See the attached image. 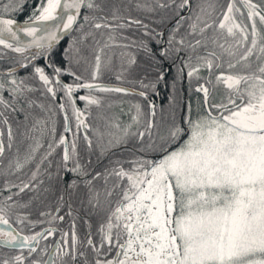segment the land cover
<instances>
[{
    "label": "snow or ice",
    "instance_id": "1",
    "mask_svg": "<svg viewBox=\"0 0 264 264\" xmlns=\"http://www.w3.org/2000/svg\"><path fill=\"white\" fill-rule=\"evenodd\" d=\"M135 8L148 15L133 16L117 0H40L21 23L13 18L21 0L0 3V249L8 250L0 264H264V0H137ZM169 12L165 37L159 26ZM131 28L140 35H123ZM87 37L94 56L86 78L75 65L88 63ZM114 46L127 65L121 72L142 66L137 87L99 82ZM161 85L164 105L152 99ZM96 93L140 99L119 115L98 113L101 130L87 119L104 108ZM7 112L24 114L23 151H12ZM66 172L74 179L63 180ZM61 182L81 186L83 216ZM38 200L48 203L34 218Z\"/></svg>",
    "mask_w": 264,
    "mask_h": 264
},
{
    "label": "trees",
    "instance_id": "2",
    "mask_svg": "<svg viewBox=\"0 0 264 264\" xmlns=\"http://www.w3.org/2000/svg\"><path fill=\"white\" fill-rule=\"evenodd\" d=\"M4 0H0V3H3ZM40 0H21V3L23 4V11L17 13L13 18H15L17 21L22 22L24 20V18L30 14L31 10L35 7V5L37 3H39ZM117 2L121 3L122 5H127V11L128 13H130L133 16H140V17H146L148 14L143 13V12H139L136 10L135 8V4L137 2V0H117ZM192 2L195 4L197 2V0H192ZM186 11V10H185ZM183 11L181 12V15H183ZM168 19L165 21V24L160 25L159 27L164 29L165 32V37L167 36V26L171 25L174 22V17L172 15V13H167ZM106 32V30H105ZM133 34H135L136 36H139V32L135 29V28H131V29H126L123 30V35H127V36H132ZM73 35H78L77 33H73ZM96 35V39L101 40V42H103V37L101 36L99 31H96L95 33ZM116 39L118 41L122 40V36H121V31L118 30L116 33ZM67 38L62 42L66 44ZM93 45H94V41L92 39V37H87L85 42L81 45V51L82 54L87 58L88 63L86 62H81L78 65H75L76 70L78 72H80L84 77H88L89 76V63L92 62L93 56H94V51H93ZM153 47H155V45L153 44ZM122 49L119 47H112L110 49H106L105 53H106V58L107 56L111 57V62L108 65V67L103 68L102 69V74L100 79H102L105 83H110V84H119L125 87H137L138 85L134 82H132L134 79L139 78V76L143 75V71H142V66L141 67H135V68H131L129 69V71L127 72H121L122 67H127V65H122L121 63V58H120V53H121ZM60 53H62V48H57L56 49V55H54L53 59H56L58 62L59 60L62 59V55H60ZM6 65H4L2 62H0V68L4 67ZM168 65L165 64V68H167ZM120 73L123 75L124 79L122 80H116V74ZM21 75H23V72L20 73ZM160 92L161 94L159 96H154L152 97V99H154L156 101V103L158 105H164L167 103V95L168 92L166 89L163 88V86L161 85L160 88ZM183 92H184V97L185 100H187L188 98V83L187 80L185 79L184 84H183ZM97 95H103V94H109V93H96ZM117 94V93H115ZM118 94H122V93H118ZM5 95H7V93H5ZM124 95V94H123ZM35 98L37 100L43 101L44 103H48L47 98L46 97H41L39 95V93H35L34 94ZM132 98H135L137 100H139V97H134L132 96ZM81 108H83V103L80 104ZM122 109V107H121ZM121 109L120 111L117 112V115H119L121 113ZM28 111L35 116H39V117H44L45 113L41 112L39 108L33 107L31 109H28ZM92 114H94V116L96 115V113L99 111L98 109H96L95 107L93 109H91ZM8 116V119L10 121V123H12L13 125V133H14V150H12L13 152L16 151L17 148H19L21 151H23L26 147L27 144L29 143V141L25 138V136L22 135V133H24L25 131V123H24V114L23 113H11V112H7L5 113ZM115 114V113H114ZM158 119H160L161 121H164L166 119L165 114L163 112H160L158 115ZM32 121V116L30 115L29 117V124H31ZM56 126H57V133L63 131V118L61 114H57L56 117ZM2 127V126H0ZM91 135V134H90ZM81 139L78 142V144H84V141L82 139L83 135H80ZM69 140L71 141V136H68ZM5 144H6V137H5ZM44 148L47 147V138H45L44 140ZM43 150V149H42ZM7 162V159H5V161L2 163L1 166H3V164H5ZM34 165H29L28 167L31 168ZM28 169H25V171H27ZM22 178V177H21ZM46 176H45V180H46ZM0 180H2V177H0ZM33 213V217L35 218L36 216V211H32ZM69 219L66 218L65 223H68ZM43 226H47V225H43ZM39 227H41V225H37V230L39 229ZM57 235V234H56ZM49 242L51 243L53 241V238L49 237L48 238ZM44 242L41 241V244H43ZM5 252H8L6 250L0 249V256H2Z\"/></svg>",
    "mask_w": 264,
    "mask_h": 264
},
{
    "label": "flooded vegetation",
    "instance_id": "3",
    "mask_svg": "<svg viewBox=\"0 0 264 264\" xmlns=\"http://www.w3.org/2000/svg\"><path fill=\"white\" fill-rule=\"evenodd\" d=\"M78 104L80 106V104H82V102L78 101ZM122 109L125 110V98H124V100L122 102ZM93 115L94 114H92V116ZM92 116L88 117L87 119L89 120V118H92ZM123 118H125V117H122V119ZM73 131H75L74 122H73ZM81 134H82V132L80 133V135ZM90 134L92 135L91 132H90ZM93 144L95 145V138L93 139ZM12 150H14V146H13ZM78 150H79L80 154L82 156H84L85 159L88 158V153H87V150H86L85 143L84 144H80L79 143L78 144ZM61 153H62V148H57L56 154H54L53 157H51V159L53 160V169L55 168L56 157H57V155H59ZM99 155H100L99 150L94 147L93 152L91 154L92 161L95 162ZM5 159H7V156H5L3 158L2 163L5 161ZM36 160L37 161L39 160V155H37ZM2 163L0 162V166L2 165ZM62 176H63V180H65V181H71L72 179H74L73 174L71 172L63 173ZM45 181L47 182V178H46ZM60 188H61V190H65V189L67 190L65 199L72 204L74 209L79 210L80 215L83 216L84 215V208L81 205L80 201H81V199L85 198V194L80 190L81 186L77 185L76 187L69 189L67 187L66 183L61 182ZM41 191H43V189H41ZM44 203H48V201H44ZM44 203H41V201H39V200L36 201L32 211H36L37 208H43L44 207ZM66 212H67V208H64L63 211L61 212V214L65 215ZM66 218H68L67 215H65V220H66ZM92 221H93V224L95 225V222H96V217L95 216L92 217ZM63 228L66 229V230H70L69 222L65 223V221H64L63 222ZM77 230H78V232L80 233L81 236H83L84 232L86 231L85 226L81 223V221L79 219L77 220ZM58 235H59V233H57V236ZM3 250H6V249H3ZM6 251H8V250H6Z\"/></svg>",
    "mask_w": 264,
    "mask_h": 264
},
{
    "label": "rangeland",
    "instance_id": "4",
    "mask_svg": "<svg viewBox=\"0 0 264 264\" xmlns=\"http://www.w3.org/2000/svg\"><path fill=\"white\" fill-rule=\"evenodd\" d=\"M99 82L105 83L102 79H100ZM103 96H104V108L99 109V111L96 113L95 116L93 115L92 118H89V122L93 124L94 127H99L101 130H103L104 121L99 118L98 113L117 114V112L120 111L122 107V102L124 98H125V111L129 107L130 101H137V99L132 98V96H126L123 94L109 93V94H103ZM69 115H71V113H69Z\"/></svg>",
    "mask_w": 264,
    "mask_h": 264
},
{
    "label": "water",
    "instance_id": "5",
    "mask_svg": "<svg viewBox=\"0 0 264 264\" xmlns=\"http://www.w3.org/2000/svg\"><path fill=\"white\" fill-rule=\"evenodd\" d=\"M19 22H20V21H19ZM22 22H23V21H22ZM22 22H21V23H22ZM65 38H66V37H65ZM65 38H64V39H65Z\"/></svg>",
    "mask_w": 264,
    "mask_h": 264
}]
</instances>
